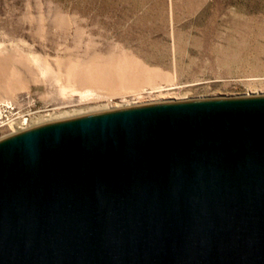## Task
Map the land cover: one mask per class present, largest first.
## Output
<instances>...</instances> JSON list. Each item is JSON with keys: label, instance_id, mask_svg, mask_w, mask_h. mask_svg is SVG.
<instances>
[{"label": "water", "instance_id": "obj_1", "mask_svg": "<svg viewBox=\"0 0 264 264\" xmlns=\"http://www.w3.org/2000/svg\"><path fill=\"white\" fill-rule=\"evenodd\" d=\"M0 264H264V95L1 140Z\"/></svg>", "mask_w": 264, "mask_h": 264}, {"label": "rangeland", "instance_id": "obj_2", "mask_svg": "<svg viewBox=\"0 0 264 264\" xmlns=\"http://www.w3.org/2000/svg\"><path fill=\"white\" fill-rule=\"evenodd\" d=\"M262 95L264 0H0V141L64 110Z\"/></svg>", "mask_w": 264, "mask_h": 264}, {"label": "bare ground", "instance_id": "obj_3", "mask_svg": "<svg viewBox=\"0 0 264 264\" xmlns=\"http://www.w3.org/2000/svg\"><path fill=\"white\" fill-rule=\"evenodd\" d=\"M100 104V103H99ZM89 106V105H88ZM99 106H101V105H99ZM99 106H93V107H82V108H80V109H78L79 111H77L76 109H71V110H64V111H60V112H58V113H56V115H54V116H56V118L59 120V121H62V120H68V119H72V118H70V116H72V115H74V114H78V112H83V110L84 109H87V110H92V111H95V110H98V107ZM80 114V113H79ZM51 115V114H50ZM52 116V115H51ZM53 116V117H54ZM53 122H56V121H53ZM49 123H52V122H49ZM45 124H47V123H45ZM41 125V124H40ZM42 125H44V124H42Z\"/></svg>", "mask_w": 264, "mask_h": 264}]
</instances>
